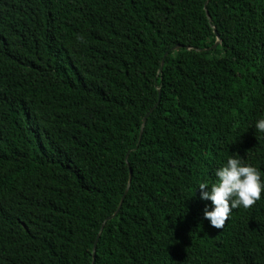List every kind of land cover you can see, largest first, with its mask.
<instances>
[{"label": "trees", "instance_id": "trees-1", "mask_svg": "<svg viewBox=\"0 0 264 264\" xmlns=\"http://www.w3.org/2000/svg\"><path fill=\"white\" fill-rule=\"evenodd\" d=\"M204 2L0 0V264H264V191L195 190L264 180V0Z\"/></svg>", "mask_w": 264, "mask_h": 264}, {"label": "clouds", "instance_id": "clouds-1", "mask_svg": "<svg viewBox=\"0 0 264 264\" xmlns=\"http://www.w3.org/2000/svg\"><path fill=\"white\" fill-rule=\"evenodd\" d=\"M254 128L264 133V117L255 121ZM214 177L211 182L198 183L195 190L199 189L201 199L211 202L210 208L205 206L203 217L209 221L210 226L220 229L233 209L238 206L248 208L261 198L264 180H261L258 169L245 163L237 153L229 156L214 170Z\"/></svg>", "mask_w": 264, "mask_h": 264}, {"label": "water", "instance_id": "water-1", "mask_svg": "<svg viewBox=\"0 0 264 264\" xmlns=\"http://www.w3.org/2000/svg\"><path fill=\"white\" fill-rule=\"evenodd\" d=\"M207 2H208V0H205V2H204V8H205V11H206V15H207V17H208V19L210 20V16H209L208 11H207V4H208ZM215 31H216V30H214V32H215ZM220 42H221V41H220V39H219V36L217 35V41H216V43H215L212 47H210L208 50H212V49L216 48L217 45L220 44ZM181 47H182V45H180V44L175 45L174 47H172L171 51H174V50L179 49V48H181ZM167 56H168V52L165 53V55H164V57H163V59H162V62H161V65H162V66L164 65V61H165V59H166ZM159 93H160V90H159ZM159 99H160V96L158 97V100L156 101V103L150 108V110H149V111L145 114V116L143 117V122H142L141 130H140V136H139V140H138V141H140V139H141V136H142V133H143V128H144V125H145L146 119L148 118L149 114H150V113H151V112L157 107V105H158V103H159ZM128 154H129V151H128L127 154H126V160L128 159ZM131 176H132V169H131L130 166H129V182H130ZM129 182H128V185H127V188H126L124 194H123L122 197H121V200H120V203H119L118 207L116 208V210L114 211L113 214H111L110 216H108V217L104 220V222L102 223V226H101V230H102V228L104 227V224H105L106 220L109 219V218L114 217V216L118 213V211H119V209H120V207H121V205H122V203H123V201H124V198H125V196H126V193H127V191H128V188H129ZM101 230H100V232L98 233L97 238H96L95 243H94V247H93V262H94V259H95V256H96V246H97V241H98V237H99V235H100V233H101ZM92 264H93V263H92Z\"/></svg>", "mask_w": 264, "mask_h": 264}]
</instances>
